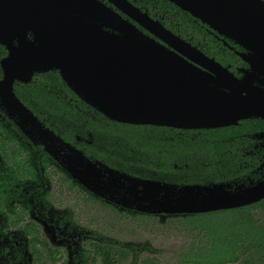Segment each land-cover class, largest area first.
<instances>
[{
  "label": "water",
  "instance_id": "water-1",
  "mask_svg": "<svg viewBox=\"0 0 264 264\" xmlns=\"http://www.w3.org/2000/svg\"><path fill=\"white\" fill-rule=\"evenodd\" d=\"M107 1L0 0L5 114L51 156L62 154L57 160L78 188L120 209L193 215L259 199L262 183L237 191L230 184L178 187L108 168L46 128L16 96L15 83L55 71L82 102L119 124L195 131L264 120L262 0H167L244 50L248 69L239 78L130 1Z\"/></svg>",
  "mask_w": 264,
  "mask_h": 264
},
{
  "label": "flooded vegetation",
  "instance_id": "flooded-vegetation-1",
  "mask_svg": "<svg viewBox=\"0 0 264 264\" xmlns=\"http://www.w3.org/2000/svg\"><path fill=\"white\" fill-rule=\"evenodd\" d=\"M100 1L109 6L107 0ZM201 26L204 30L203 34H209L214 41L221 44L223 49L239 60L240 66L232 71L239 78L242 75L240 70L248 69V64L239 55L244 50L231 41L223 42L222 38L206 25ZM27 37L31 38L29 32ZM1 47L5 50V55L0 58V61L7 55L6 49ZM228 66L231 68L230 65ZM38 75L41 74L34 75L33 79ZM27 84L15 83L14 91L16 86ZM257 120L261 122V129L251 126ZM0 126L3 128L2 131L13 137L11 145L0 144V264H74L72 251L75 241L70 242L66 231L68 226H71L70 223H74L71 222V218L72 215H76L75 208L98 206L103 209V207L108 208L106 206L108 204L101 199H91L86 194L88 193L86 190L78 188L57 160L62 158V154L57 153L56 157L51 156L44 150L43 145L34 144L1 107ZM227 128L232 129L233 142L230 155L227 154V156L234 158L239 169L244 170V173L234 177L233 184L227 183L230 184V190L251 189L262 183L263 195L247 205L200 213V215L208 216L205 219L203 217L200 227L188 224L184 215L178 216L182 217L190 228L200 231L201 242L208 244L207 251L203 250L204 248L200 250V263L264 264V120L248 119ZM1 139L4 137L1 136ZM5 155L10 160H5ZM45 159H47V167L44 165ZM15 162L22 168H16ZM10 166L13 169H9ZM51 180L58 181L57 188H55V182L51 184ZM61 194L67 199V205H65L66 202L63 206L61 205ZM72 202L73 206L70 205ZM109 210L111 211L110 208ZM116 210L119 216H125L124 209ZM46 213H49L51 217L53 213L56 215L64 213L67 218L64 219L61 214L57 220H46ZM154 216L155 214H151L144 218ZM209 218L219 232L217 239L215 232L208 230L206 220ZM212 238L217 240L216 244L213 243ZM227 244L233 247L230 257H225L226 250L223 246ZM96 247H110L115 253L114 258L117 262L124 264L118 249L120 247L112 243H105V246L97 244L93 246L94 254L92 253L91 257L93 264H103L101 256L96 252ZM190 263L192 262L185 264Z\"/></svg>",
  "mask_w": 264,
  "mask_h": 264
},
{
  "label": "trees",
  "instance_id": "trees-1",
  "mask_svg": "<svg viewBox=\"0 0 264 264\" xmlns=\"http://www.w3.org/2000/svg\"><path fill=\"white\" fill-rule=\"evenodd\" d=\"M129 1L147 11L150 17L160 21L165 28L190 42L205 55L215 58L223 66L230 65L231 68L228 67L231 72L240 66L234 55L223 49L209 34H203L199 21L167 0ZM4 55L5 50L0 46V58ZM15 93L46 128L81 150L87 158L120 173L178 187L233 184L234 177L244 173L235 159L227 156L233 143L231 128L190 131L112 122L75 96L55 71L38 75L27 85L16 86ZM251 126L261 129V122L257 120ZM2 129L0 126V137H4L0 144L11 145L13 137ZM80 138L81 141L78 140ZM4 159L10 160L7 155ZM46 160L44 165L47 167ZM14 166L22 168L17 162ZM86 194L96 199L90 193ZM106 206L118 213L113 205ZM130 213L138 218L151 216L134 211ZM206 216L197 214L183 217L188 224L200 227V222ZM206 224L208 230L215 232L217 239L219 232L210 218ZM212 239L216 244L217 240ZM223 247L226 250L225 257H230L232 245ZM96 252L101 256L103 264H119L110 247H96ZM192 256L190 264H202L200 253Z\"/></svg>",
  "mask_w": 264,
  "mask_h": 264
},
{
  "label": "rangeland",
  "instance_id": "rangeland-1",
  "mask_svg": "<svg viewBox=\"0 0 264 264\" xmlns=\"http://www.w3.org/2000/svg\"><path fill=\"white\" fill-rule=\"evenodd\" d=\"M78 140L81 141V138ZM51 181L57 188L58 181ZM61 201L62 206L64 202L68 204L62 194ZM124 210L125 216L122 217L106 207L75 208L76 215L71 218L74 223H70L66 231L70 242L75 241L74 253L72 251L74 264H93V246H105V243L120 247L124 264H185L194 257L192 254L200 253L203 248L208 250V244L201 242L200 231L190 228L178 215L159 213L153 218H136L131 215L130 209ZM53 214L51 217L46 213V220H57L61 214L64 219L67 218L64 213Z\"/></svg>",
  "mask_w": 264,
  "mask_h": 264
}]
</instances>
